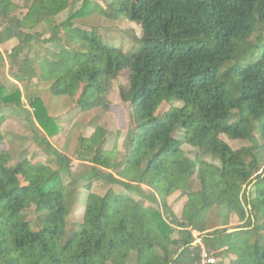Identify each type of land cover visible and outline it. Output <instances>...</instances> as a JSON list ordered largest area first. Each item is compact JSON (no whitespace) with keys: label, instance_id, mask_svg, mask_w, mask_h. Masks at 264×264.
<instances>
[{"label":"trees","instance_id":"1","mask_svg":"<svg viewBox=\"0 0 264 264\" xmlns=\"http://www.w3.org/2000/svg\"><path fill=\"white\" fill-rule=\"evenodd\" d=\"M80 1L0 0V45L16 40L0 50V145L14 116L46 156L0 149V264H199L202 247L216 264H264V0H83L56 22ZM95 10L139 24L141 37L124 51L77 25ZM122 76L134 123L124 155L108 167L117 151L94 123L81 139L95 147L80 159L88 174L75 177L48 139L58 126L38 92L81 112L108 110ZM222 135L251 145L232 149ZM82 191V219L70 225Z\"/></svg>","mask_w":264,"mask_h":264},{"label":"rangeland","instance_id":"2","mask_svg":"<svg viewBox=\"0 0 264 264\" xmlns=\"http://www.w3.org/2000/svg\"><path fill=\"white\" fill-rule=\"evenodd\" d=\"M27 0H16L20 5H24ZM96 3H105L104 0H91ZM83 4V0L78 2L75 6L68 8L56 16V22L62 23L67 20L70 14L76 10H79ZM31 11H24L23 17L31 18ZM77 25L85 29L95 30L103 41L108 42L116 47H121L124 51H128L135 44V40L141 37V26L135 22H131L124 17L111 18L108 15L105 16L101 11L95 10L86 19H78ZM46 29L43 24L41 30ZM16 40L9 41L3 45H0L1 51L10 50L14 46ZM8 65H0L1 77L3 74H7ZM127 80L125 77H119L112 82L111 89L109 91L108 100L110 106L108 110L95 109L88 112H81L79 108H68L63 103L55 102L48 96L49 93L44 88L40 89L45 94L43 96L45 102L48 101V113L56 119L55 122L58 126V130L48 139L50 142L60 151L67 154L72 158V173L75 177L88 174L89 161L80 160L82 157L90 160L95 151L94 146H90L87 143L82 142L83 137H89L94 132L93 124L96 123L99 126L107 130L108 136L105 142L104 148L106 151L116 149V154H112L108 159V167L112 166L116 160L124 155V139L128 131L134 126L131 118V108L127 102L122 100L121 94L123 89L126 88ZM49 97V98H48ZM170 105L163 103L157 114H161L166 111ZM1 131L4 135V141L0 149L3 147H12L20 153L25 151L28 157L40 156L45 158L40 148L30 139V130L26 126V123L14 116H9L1 126ZM221 139L226 142L232 149H240L244 146H250L251 143L245 140H234L226 135H222ZM183 149L185 153L192 159H196L198 150L191 146L184 145ZM15 152V151H13ZM82 156V157H81ZM117 157L116 159L114 157ZM210 160V159H209ZM112 168V167H111ZM264 171V156L260 164V171ZM193 188L196 190L199 188L197 181L194 182ZM146 189V188H145ZM92 192L103 195L105 193V187L101 183L95 182L92 184ZM87 191H82V194L78 198V202L74 206L72 214L68 218V223L71 225L74 222H78L82 219L84 212V199ZM186 201L185 196H180L172 205L173 211L179 216L182 210V206ZM239 221L233 218L229 227L238 225ZM166 231H170L168 228ZM174 235L176 233L174 232ZM194 236L198 234L194 232ZM200 238H196L194 243H199Z\"/></svg>","mask_w":264,"mask_h":264},{"label":"built area","instance_id":"3","mask_svg":"<svg viewBox=\"0 0 264 264\" xmlns=\"http://www.w3.org/2000/svg\"><path fill=\"white\" fill-rule=\"evenodd\" d=\"M199 264H216V258L212 253L202 247Z\"/></svg>","mask_w":264,"mask_h":264}]
</instances>
